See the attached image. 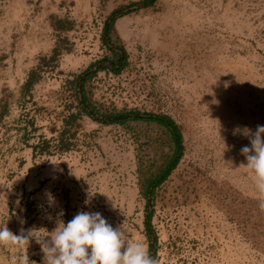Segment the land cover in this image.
Segmentation results:
<instances>
[{
    "label": "rangeland",
    "instance_id": "374dc122",
    "mask_svg": "<svg viewBox=\"0 0 264 264\" xmlns=\"http://www.w3.org/2000/svg\"><path fill=\"white\" fill-rule=\"evenodd\" d=\"M140 1L0 0V227L47 235L99 212L158 264H264V211L241 154L250 140L236 132L264 126V0ZM117 113L131 116L101 119ZM147 113L182 136L150 192L173 150ZM26 253L42 264L35 240L0 246V264Z\"/></svg>",
    "mask_w": 264,
    "mask_h": 264
},
{
    "label": "clouds",
    "instance_id": "9594fccd",
    "mask_svg": "<svg viewBox=\"0 0 264 264\" xmlns=\"http://www.w3.org/2000/svg\"><path fill=\"white\" fill-rule=\"evenodd\" d=\"M236 132L250 140L251 147L241 148L247 161L243 166L252 175L259 208L264 211V126L257 125L255 132L247 127ZM58 215L62 217L63 212ZM34 232L21 228L17 235L6 223L0 227V246L28 249L35 240L43 253L42 264H158L144 242H133L122 226L113 228L99 212L80 211L67 224L58 219L57 227L47 235ZM12 264L32 262L26 253L13 258Z\"/></svg>",
    "mask_w": 264,
    "mask_h": 264
},
{
    "label": "trees",
    "instance_id": "16d2710c",
    "mask_svg": "<svg viewBox=\"0 0 264 264\" xmlns=\"http://www.w3.org/2000/svg\"><path fill=\"white\" fill-rule=\"evenodd\" d=\"M152 2H153V0H141L139 3L145 5V4H150ZM115 14H117V11L112 12L110 14V16L108 17L107 21L105 22V27H104L105 35L108 33V30H109V22L112 20V17ZM118 57H122V54H119ZM52 58H53V56L51 57V59ZM38 79L39 78H38L35 70L34 69L30 70L28 72L25 80L21 84L19 93L21 95L27 94V92H29L32 89V87L36 84ZM81 88H82V82H81V78H80V81L78 83V91H81ZM81 100L85 101V98L81 97ZM4 108H5V103L0 105V118L5 113ZM90 112H91V109H90L89 113ZM90 114L92 115L93 113L91 112ZM133 114H134L133 116H135L136 118L139 117L138 113H133ZM129 116H131V113H117V114L104 115L101 119L105 120L108 123H114V122L121 123V122H123L124 119H126ZM144 116L147 117L148 119L153 120L156 123L162 125L169 132L170 137L172 139L171 143H172V150H173L172 154L169 158V161L164 166V168L162 170H160V172L157 175H155L153 178H151L149 180L148 186H147L148 187L147 191L150 192L154 186H156L157 184H159L160 182H162L166 178V176L169 174V172L178 163L180 156L182 154V150H181L182 136H181V131H180L178 125L168 115L147 113ZM33 149H34V147H33ZM144 225H145L147 234L150 236V240H154V235H153L151 224H150V213H148V212L145 214Z\"/></svg>",
    "mask_w": 264,
    "mask_h": 264
}]
</instances>
